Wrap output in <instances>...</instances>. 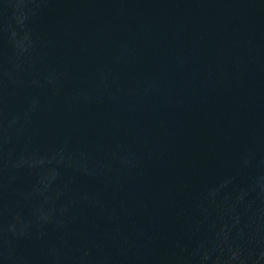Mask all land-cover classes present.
<instances>
[{
	"label": "water",
	"instance_id": "95a60500",
	"mask_svg": "<svg viewBox=\"0 0 264 264\" xmlns=\"http://www.w3.org/2000/svg\"><path fill=\"white\" fill-rule=\"evenodd\" d=\"M0 264H264V0H0Z\"/></svg>",
	"mask_w": 264,
	"mask_h": 264
}]
</instances>
